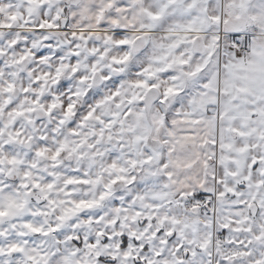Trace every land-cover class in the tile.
<instances>
[{
    "label": "clouds",
    "instance_id": "clouds-1",
    "mask_svg": "<svg viewBox=\"0 0 264 264\" xmlns=\"http://www.w3.org/2000/svg\"><path fill=\"white\" fill-rule=\"evenodd\" d=\"M79 2L0 0V264H264V126L237 120L264 0ZM217 71L243 135L214 144Z\"/></svg>",
    "mask_w": 264,
    "mask_h": 264
},
{
    "label": "snow or ice",
    "instance_id": "snow-or-ice-1",
    "mask_svg": "<svg viewBox=\"0 0 264 264\" xmlns=\"http://www.w3.org/2000/svg\"><path fill=\"white\" fill-rule=\"evenodd\" d=\"M44 2L47 3L48 0H44ZM182 2H184V0H173L172 6L173 7L180 6ZM109 6H111V5H109ZM73 7H74V13H73L74 15H75V10H77V9L81 12L87 11V0H80V2L77 4H74ZM49 26L51 27L53 25H49ZM228 39H234V37L229 36ZM121 43L122 44L127 43V41H121ZM2 54H3V50L0 49V55H2ZM77 55H78V53H77ZM226 69H228L232 73L233 77H235L237 79L240 78V74L237 72V66L226 65ZM73 71H75V69H73ZM247 71L252 74L249 78V87L255 93L264 96V59L256 60L253 64H251L248 67ZM110 84H111V87L114 89L111 99H115V97L120 95V93L118 91H115L117 85L119 84V81L118 80H112V81H110ZM11 87L12 86L10 85L9 90H11ZM228 87H229V81L225 80L226 95L228 94ZM237 90L245 91V89L239 88V87L237 88ZM100 95H101L100 92H95V93L89 92L88 93V102L92 103ZM168 95L176 97V101H175L176 107H179V105L182 102H184L183 101V93H182L181 89H179V88H169L168 89ZM107 99H109V98H106V100ZM233 107H234V105H229L228 102L226 101L225 106H224V113L225 114L232 113ZM71 111H72V108L70 107L69 112H71ZM130 115H132L131 111L126 113V117L130 116ZM90 117H91V113L89 114V118ZM239 118L249 121L250 123H252L254 126H256L258 128L261 126H264V107H261L259 109L251 108L247 112H244ZM193 122L197 123L198 121L193 120ZM109 126H111V124H109ZM36 186L39 187L38 184ZM207 195H209V193L200 192L196 198L199 200H203ZM89 207H91V205H89ZM4 215H8V213L4 212V211H0V216H4ZM100 219H102V218H100ZM100 219H97L96 222L99 223ZM115 222H116L115 220L111 221L112 224H115ZM101 234H103V233H101ZM169 235H171V232L169 233ZM70 239H73V238L70 237ZM78 239H80L79 236L74 238V240H78ZM85 239H87V238H85ZM22 251H23V249H21L17 246H11L8 250V253H0V260H2L4 255L15 254V253L22 252ZM181 264H183L182 261H181Z\"/></svg>",
    "mask_w": 264,
    "mask_h": 264
},
{
    "label": "crops",
    "instance_id": "crops-1",
    "mask_svg": "<svg viewBox=\"0 0 264 264\" xmlns=\"http://www.w3.org/2000/svg\"><path fill=\"white\" fill-rule=\"evenodd\" d=\"M222 92L220 93V95H214L213 93V101L214 99H217V101L219 102V106H217V110H216V113L218 115H221V116H229V115H234L233 113H230V114H225L224 113V104L227 100V95H226V91H225V87H222L221 88ZM215 97V98H214ZM200 100L199 99H196V101H194L193 105H196L197 102ZM212 101V102H213ZM215 102V101H214ZM238 101L237 100H233L232 101V104L235 105L237 104ZM192 104V102H191ZM212 107V104L210 103L209 105H206V102H205V106L203 108V111L205 113V116L209 117L211 114L213 113H210V110H211ZM239 119V117H237V120ZM194 120L198 121L197 123H202L203 121L200 119V118H194ZM214 121V118L212 117V120L209 122V128L211 129L210 131V135L212 137H214L215 139L213 140V143L216 144V143H219L221 140L224 139V136H225V131L227 130L228 132H235L239 135H243V132L241 131V129L239 128H235V127H229V126H223V124L221 123V121L219 120V122L217 124H215ZM236 122V121H235ZM216 125V126H215ZM216 127L218 128L220 134L219 135H216L215 134V131H216ZM226 142V141H225Z\"/></svg>",
    "mask_w": 264,
    "mask_h": 264
},
{
    "label": "rangeland",
    "instance_id": "rangeland-1",
    "mask_svg": "<svg viewBox=\"0 0 264 264\" xmlns=\"http://www.w3.org/2000/svg\"><path fill=\"white\" fill-rule=\"evenodd\" d=\"M216 78H217V87L214 89L213 93H214V95H220V93L222 92L221 88L224 87V78L222 77V74L219 71L216 72ZM204 92H205V89L203 87V83L193 84L187 90V95L185 97V100L188 104L193 105L194 101H196V99H199L204 94ZM212 101H213V99L206 101V105H209L211 103L212 107H213L210 110V113H213V114H211L209 117L214 118L213 122H215V124H217L220 120L224 127L229 126V124L227 122L228 116H221V115H218L216 113L217 106H219V102L217 101V99H214L215 102L214 101L212 102ZM191 102H192V104H191ZM233 123H235V121H233ZM227 132L228 131L226 130L224 133L226 134ZM215 134L216 135L220 134L217 127H216Z\"/></svg>",
    "mask_w": 264,
    "mask_h": 264
}]
</instances>
